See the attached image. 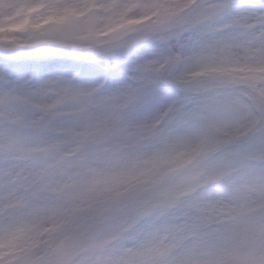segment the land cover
<instances>
[{
    "label": "snow or ice",
    "instance_id": "1",
    "mask_svg": "<svg viewBox=\"0 0 264 264\" xmlns=\"http://www.w3.org/2000/svg\"><path fill=\"white\" fill-rule=\"evenodd\" d=\"M186 9L172 33L160 37L166 47L150 62L137 58L140 40L115 48L55 38L0 46V92L24 101L23 110L0 117V264H78L84 258L120 264L124 257L115 255L120 251L134 264H264V199L241 228L232 213L221 215L222 205H205L202 198L184 201L177 212L169 193L144 195L142 167L129 170L125 193L90 198L84 187L93 169L120 159L152 166L171 159L205 175L208 185L226 175L219 170L225 163L248 158L234 152L207 168L203 155L210 140L202 130L212 111L238 100L247 127L264 130V6L252 10L239 0H191ZM193 38L220 53L240 50L242 57L222 56L216 65L226 85L240 89L239 97L193 89L179 75L185 55L176 45L185 39L191 45ZM36 51L102 60L113 76L95 83L53 76L35 85L17 79V58ZM164 65L171 69L167 74L161 72ZM229 65L250 74L235 76L225 70ZM181 135L191 139L179 151L155 150ZM238 135L225 133L212 143L222 149ZM258 159L264 182V137ZM133 232L146 233L149 243L130 248L123 241Z\"/></svg>",
    "mask_w": 264,
    "mask_h": 264
},
{
    "label": "rangeland",
    "instance_id": "2",
    "mask_svg": "<svg viewBox=\"0 0 264 264\" xmlns=\"http://www.w3.org/2000/svg\"><path fill=\"white\" fill-rule=\"evenodd\" d=\"M190 2L191 0H0V45L31 44L44 38L61 39L78 45L93 44L166 19ZM240 3L252 10L264 6L252 1ZM40 7L45 8L39 10ZM176 46L185 55L179 75L189 81L191 88L204 89L220 97H239L240 89L228 87L222 71L216 67L222 56L242 57L239 49L233 48L230 52L220 53L210 44L201 46L195 38L191 45L185 39ZM164 47L166 45L162 39H155L138 47L137 58L150 62L154 54ZM16 69L17 79L30 80L33 85L53 76L75 77L82 83H95L102 79L111 81L113 76L108 70L109 65L102 60L79 63L67 60H16ZM225 70L235 76L250 74L241 65H229ZM145 71L149 72L150 68L146 67ZM170 71L168 65L161 68L164 74ZM242 106L243 102L240 100L229 102L212 111L206 118L202 134L209 137L210 143L209 150L203 155V161L207 168L212 169L234 152L248 158L225 163L219 169L226 173L225 176L214 183L201 185L193 194V199L203 198L205 205H222L226 211L221 215L232 213L234 222L241 228L247 226L250 219L259 212L256 205L264 199V182L260 180L261 164L258 159L264 130L247 127L246 121L241 118ZM23 108V100L6 97L0 92V117H5L6 112L14 113ZM191 131L186 129V132ZM233 131L239 134L237 141L228 145L232 147L240 143L239 148L214 147L212 141L215 137ZM190 139V135H181L165 144L179 151ZM164 162L169 166L162 167L163 162H157L153 166L158 170L153 177L156 183H162L188 167L174 163L171 159ZM104 175L102 168L98 178L103 179Z\"/></svg>",
    "mask_w": 264,
    "mask_h": 264
},
{
    "label": "clouds",
    "instance_id": "3",
    "mask_svg": "<svg viewBox=\"0 0 264 264\" xmlns=\"http://www.w3.org/2000/svg\"><path fill=\"white\" fill-rule=\"evenodd\" d=\"M173 148L171 145H160L157 151L168 152ZM167 162L162 163V167H168ZM133 167H142L146 169L143 176L139 180V187L144 190V195H151L157 192H167L172 197V203L176 204L177 212L184 201L193 199L195 189L207 183L205 175H196L193 167L184 168L176 176L165 179L162 183H156L153 177L157 175L158 170L148 163H143L135 158H126L115 161L113 164L104 168L105 175L103 179L98 177L101 169H93L84 179V187L90 198L107 199L114 193H125L129 188L130 177L128 172ZM203 199V198H202ZM110 204L115 201L108 200ZM130 248H136L147 245L149 243L147 234L133 232L124 237L123 241ZM253 242H256L255 240ZM115 255L123 256L120 264H134L129 253L117 252ZM178 255L173 252V256ZM78 264H95L90 258H84L78 261Z\"/></svg>",
    "mask_w": 264,
    "mask_h": 264
},
{
    "label": "water",
    "instance_id": "4",
    "mask_svg": "<svg viewBox=\"0 0 264 264\" xmlns=\"http://www.w3.org/2000/svg\"><path fill=\"white\" fill-rule=\"evenodd\" d=\"M187 9L181 10L177 15L173 16L170 20L162 22L160 24L150 26L146 28L145 32L137 34L135 37H133L132 40L126 39V37H122L120 39L112 40L109 42H104L101 44L93 45V46H99V47H105V48H115V47H121L125 43L133 41V40H140V44H143L147 40L142 39L145 36L148 35H157L162 32H166L169 30H172L173 28H176L181 23V17L183 16V13ZM19 47H27V46H19ZM88 47V46H87ZM19 57H66V58H76V59H91L87 58L86 56H82L79 53H53L48 51H36L30 54H22Z\"/></svg>",
    "mask_w": 264,
    "mask_h": 264
}]
</instances>
